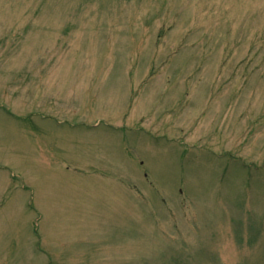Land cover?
Instances as JSON below:
<instances>
[{
	"label": "rangeland",
	"instance_id": "1",
	"mask_svg": "<svg viewBox=\"0 0 264 264\" xmlns=\"http://www.w3.org/2000/svg\"><path fill=\"white\" fill-rule=\"evenodd\" d=\"M0 264H264V0H0Z\"/></svg>",
	"mask_w": 264,
	"mask_h": 264
}]
</instances>
